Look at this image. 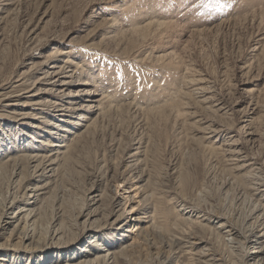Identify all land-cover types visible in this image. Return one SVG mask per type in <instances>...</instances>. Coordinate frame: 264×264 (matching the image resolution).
I'll list each match as a JSON object with an SVG mask.
<instances>
[{
    "label": "rangeland",
    "instance_id": "374dc122",
    "mask_svg": "<svg viewBox=\"0 0 264 264\" xmlns=\"http://www.w3.org/2000/svg\"><path fill=\"white\" fill-rule=\"evenodd\" d=\"M2 3L0 93L20 90L23 84L31 90L22 97L25 102L42 87H33L42 75L38 65L50 51L62 49L77 61L73 91L90 84L95 94L83 97L82 103L100 102L80 122L83 126L72 125L80 137L54 171L40 212L42 229L58 218L76 233L74 225L88 210L83 204L95 189L100 212L121 204L117 209L123 217L114 230L121 227L117 235H127L128 240L119 238L128 244L134 237L130 232L136 231L130 222L138 217L142 227L150 225L153 204L138 202L153 193L163 200L160 208L171 224L180 199L186 198L201 215L208 213L210 221L222 215L242 234L247 230L254 202L263 201L264 193L250 195L248 185L236 179L244 174L234 170L244 159L233 161L223 150L231 146L256 161L264 180V0ZM218 3L228 6L220 11ZM12 103L0 104V154L31 143L26 133L33 129L5 120ZM213 125L220 133H212ZM40 142L36 146L47 147ZM213 146L219 151L212 152ZM13 172L9 166L0 178V219L4 199L16 189ZM23 173L29 176L32 169ZM123 178L128 183L115 185ZM89 199L87 206L94 203ZM162 229L149 230L157 242L170 237ZM156 246L153 253L160 248ZM215 250L220 264H244L242 246L216 242ZM134 263L157 264L148 256L127 264Z\"/></svg>",
    "mask_w": 264,
    "mask_h": 264
},
{
    "label": "bare ground",
    "instance_id": "6f19581e",
    "mask_svg": "<svg viewBox=\"0 0 264 264\" xmlns=\"http://www.w3.org/2000/svg\"><path fill=\"white\" fill-rule=\"evenodd\" d=\"M13 1L0 0L3 2L2 6ZM71 58V54H64L62 49L50 51L46 60L38 65V68H42V75L33 85L42 87L39 92L27 97L25 102L21 99L31 90L23 87V84L18 86L20 90L0 93V104L13 100V109L5 118L9 125L10 122L15 125L22 122L21 125L33 129V132L26 133L27 138L31 140L30 144L24 147L15 145L0 154V178L6 168L11 166L14 169L12 180L16 184L15 191L8 194L1 207L0 241L4 239V242H0V264H127L147 256L153 258L157 264H220L222 260L215 250L216 242H223L228 247L242 246L244 264H264V197L260 202L252 200L253 209L246 221L250 228L247 227L243 234L226 216L217 215L210 221L208 213L201 215L202 213L186 198L180 199L181 208L171 224L165 211L160 208L163 200L153 193L138 202V206L141 203L153 204L152 216L148 217L150 225L147 228L142 227L138 217L130 222L132 231H136L130 232L134 237L128 244L126 240L119 238L127 235H117L122 228L114 230L118 220L123 217L121 210L117 209L121 204L116 203L111 211L100 212V197L95 189L90 190L83 204V209L88 207L86 215L76 222L75 228L73 227L76 233L65 228L58 218H51L47 226L41 228L40 212L45 203L44 197L50 193L54 171L59 162L70 153L74 141L80 137V130L76 128L74 131L72 125L83 126L80 122L87 120V117L94 113L93 108L98 107L97 104L100 103L89 104L91 106L82 103L83 97L95 94L88 88L90 84H83L80 89L73 91L76 85L73 77L79 70L78 67L75 68L77 61ZM33 108V113L29 114V110ZM74 118L76 122L72 124ZM210 129H214L212 133H220L216 125L210 126ZM48 135H52L57 141H52ZM40 139L47 147L36 146V143H41ZM58 140H63L66 144H57ZM48 142L51 144H47ZM211 151L217 152L219 149L213 146ZM223 152L228 155H225L226 158L233 161L244 159L234 170L244 174L236 179L245 186L248 185L246 188L250 195L254 197L264 193V180H261L259 164L251 159L246 160V157L240 156L231 146ZM26 167L32 169L29 176L23 173ZM130 167L135 169V165ZM245 175L251 176L252 180H248ZM128 181L123 178L122 181H116L115 185ZM89 197L94 201L91 206L86 204ZM127 210L124 207V211ZM162 222L166 223V227ZM183 227H188L189 230L183 232ZM162 228L169 232L170 237H161L160 242H157L155 235L149 230L160 233ZM156 245H160V248L154 254ZM162 248L163 251L160 250Z\"/></svg>",
    "mask_w": 264,
    "mask_h": 264
},
{
    "label": "snow or ice",
    "instance_id": "6c2138e0",
    "mask_svg": "<svg viewBox=\"0 0 264 264\" xmlns=\"http://www.w3.org/2000/svg\"><path fill=\"white\" fill-rule=\"evenodd\" d=\"M227 6H228V5H226V4H224V3H218L217 8H218V10L223 11V9H224L225 7H227Z\"/></svg>",
    "mask_w": 264,
    "mask_h": 264
}]
</instances>
